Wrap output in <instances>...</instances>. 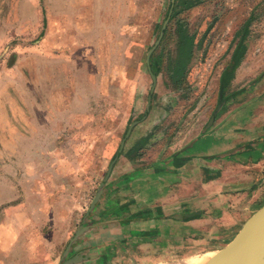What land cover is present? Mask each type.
<instances>
[{"label":"rangeland","instance_id":"rangeland-1","mask_svg":"<svg viewBox=\"0 0 264 264\" xmlns=\"http://www.w3.org/2000/svg\"><path fill=\"white\" fill-rule=\"evenodd\" d=\"M116 2L118 32L97 30L90 35L93 39L82 34L72 42L76 46L55 48L54 30L61 22L56 0H0V109H7L13 119L19 97L25 119L51 121L44 130L62 151L57 159L66 155V168L71 163L81 168L82 179L88 176V200L133 121L102 187L130 160L144 166L186 149L205 132L211 138L220 135L214 148L220 142L234 147L264 135V0ZM246 20L245 50L218 103V76ZM160 32L149 54L156 64L154 74L145 56ZM183 37H191L189 44L181 42ZM176 67L181 69L178 78ZM149 72L155 77L152 88ZM137 138L146 143L131 144ZM258 154L240 161L252 167L245 168L248 175L264 172V144ZM258 159L263 161L257 165ZM255 190L253 180L245 190L248 201L242 213L233 206L226 209L231 215L239 212L240 219L209 221L210 232L169 243L167 253L130 256V262L117 255L115 264H175L186 255L199 257L224 246L264 203V197L253 198Z\"/></svg>","mask_w":264,"mask_h":264},{"label":"crops","instance_id":"crops-1","mask_svg":"<svg viewBox=\"0 0 264 264\" xmlns=\"http://www.w3.org/2000/svg\"><path fill=\"white\" fill-rule=\"evenodd\" d=\"M116 1L56 0L61 22L52 46L71 48L82 34L93 39L97 30L118 32ZM15 99L13 119L0 109V264H55L79 227L67 255L83 249L95 256L76 264H115L117 255L129 262L130 256H158L167 253L169 243L210 232L209 221L240 219L253 180V198L264 197V172L248 175L245 168L252 167L240 162L259 157L264 135L214 148L220 135L205 132L189 148L144 166L130 160L87 212L88 176L82 179L81 168L71 163L66 168V155L57 159L62 151L44 130L51 121L25 119L23 103ZM137 141L146 143L137 138L131 144ZM227 190L239 193L225 195ZM229 206L239 212L226 213Z\"/></svg>","mask_w":264,"mask_h":264},{"label":"water","instance_id":"water-1","mask_svg":"<svg viewBox=\"0 0 264 264\" xmlns=\"http://www.w3.org/2000/svg\"><path fill=\"white\" fill-rule=\"evenodd\" d=\"M169 1L171 5L173 0H169ZM169 11H170V7L167 12L166 18L163 20L161 28H163L165 25V22L169 16ZM160 36H161V32L158 34L153 45L146 52L145 63L147 66H148L149 54L152 48L157 43ZM149 75L152 81V85H151L152 88L155 77L152 72H149ZM149 91H151V89ZM212 117L213 115L209 117L205 126H207L212 121ZM133 123L134 121L128 125L115 151L113 158L108 163L105 174L102 180L100 181L97 190L95 191L94 195L90 200V203L87 208V212L91 210L94 203L98 199L102 190V184L104 183L105 179L108 177L112 163L116 158L117 154L120 152L123 140L129 133ZM81 230H83V227L81 228L79 227L74 231L73 235L67 241L60 258L57 260L55 264H76L79 261L90 259L95 256L85 252L83 249L67 255V251L70 243L77 238ZM260 263H264V203L243 221L238 231L235 233L233 238L228 243H226L224 246L218 249L213 250L211 255L206 257V259L201 264H260Z\"/></svg>","mask_w":264,"mask_h":264},{"label":"trees","instance_id":"trees-1","mask_svg":"<svg viewBox=\"0 0 264 264\" xmlns=\"http://www.w3.org/2000/svg\"><path fill=\"white\" fill-rule=\"evenodd\" d=\"M173 14H170V17ZM246 22H248V20L245 21V23H243V25L240 28V31L238 33V40L235 43L234 47L232 48V51L230 52V58H229V62L228 64L221 70L219 76H218V87H217V97H218V103L224 98V91L226 90L228 81L231 79L232 77V71L233 68L236 66V64L238 63V61L240 60V58L243 55V52L245 50V46L242 43L243 39L245 37V34L247 32L246 29ZM191 40V37H183L181 38V42L183 44H189ZM149 66L152 69L153 73L155 74L156 72V64L154 63V61L152 60V57H149ZM178 66H181V64L179 63ZM174 75L175 77L178 78V76L181 75V69L180 67H176L174 70Z\"/></svg>","mask_w":264,"mask_h":264},{"label":"bare ground","instance_id":"bare-ground-1","mask_svg":"<svg viewBox=\"0 0 264 264\" xmlns=\"http://www.w3.org/2000/svg\"><path fill=\"white\" fill-rule=\"evenodd\" d=\"M212 252L213 251H207L199 257H195L193 255H186L181 261L175 264H201L206 259V257L211 255ZM149 264H161V263H149ZM260 264H264V263H260Z\"/></svg>","mask_w":264,"mask_h":264}]
</instances>
